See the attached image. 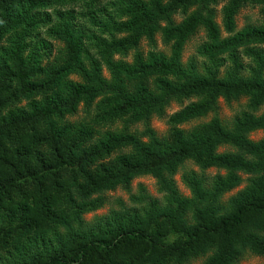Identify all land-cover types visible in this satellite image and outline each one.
I'll return each mask as SVG.
<instances>
[{
  "label": "trees",
  "instance_id": "1",
  "mask_svg": "<svg viewBox=\"0 0 264 264\" xmlns=\"http://www.w3.org/2000/svg\"><path fill=\"white\" fill-rule=\"evenodd\" d=\"M220 1L53 0L84 13L65 10L55 21L46 0H0V264L264 257V139H250L264 131V25L236 24L244 7L264 0H223L226 36L211 9ZM201 30L202 64L184 66L187 41ZM158 37L170 54L156 52ZM132 50L133 61H124ZM193 98L168 115L172 103ZM220 99H245L246 109L225 123ZM154 118L167 120L166 134L152 127ZM179 171L191 198L176 187ZM144 176L156 179L162 199L140 186L131 195L140 209L132 213L119 199L122 209L111 216L118 220L84 223V214L108 204V192L131 193Z\"/></svg>",
  "mask_w": 264,
  "mask_h": 264
},
{
  "label": "rangeland",
  "instance_id": "2",
  "mask_svg": "<svg viewBox=\"0 0 264 264\" xmlns=\"http://www.w3.org/2000/svg\"><path fill=\"white\" fill-rule=\"evenodd\" d=\"M47 1V11L49 13H51L53 19L56 20H60L61 16H64L63 12L66 10L68 15H78V13L84 14L83 11H81V9L77 8V7H71L70 4L64 3L62 5H59L55 2H52L53 0H46ZM228 1H220L218 4L212 5L211 9L214 10V14H215V21L218 23V25L222 28L224 35L226 36L225 30H224V24H223V9L225 8V6L227 5ZM177 22H181L182 21V17H177L176 18ZM84 23V21H82ZM49 23V22H48ZM46 22V25H50V23L48 24ZM86 25V23H84ZM236 24H237V31H241L243 28H246L249 25L252 26H256V27H260L264 25V4H256V5H248L246 7H244L236 16ZM90 29L93 32H96L97 28L96 26L91 23L90 24ZM127 36V33H121L117 36V38L119 40L124 39ZM57 42L56 45H59L61 48H65L66 45L64 42L60 41L59 39H56ZM206 41V35L204 30H201L199 32L198 35L190 38L189 41H187L186 47H185V51L183 53V57H182V62L184 64V66H189L191 65V62H195L199 67L200 64H202V59L200 58V56L198 55V48L199 46L202 45V43ZM142 46V49L144 51L145 55H148L151 48L150 46H148L147 41L143 40L142 43H140ZM157 44L158 47L156 49L157 51H162L165 52L167 54H170L171 51V44L169 45H165L162 43V40L160 39V37L157 38ZM262 48L264 49V46H262ZM134 50H132L129 55L124 58L123 60L126 62H132L133 61V54H134ZM117 60L120 59L121 57L119 55H116L115 57ZM245 63H248V61H246ZM88 67V66H87ZM200 71L201 69L198 68ZM224 73V69H221V76ZM104 74L106 77H109V74L106 70H104ZM244 75H246L244 73ZM71 80H75V81H80L83 82V79L79 76V75H70ZM196 98L190 99V100H184L182 103H177L174 102L172 103L171 107L168 110V115H172L176 112H179L180 110H182L183 108H185L186 106L190 105L191 103L195 102ZM219 105H220V110H219V117L225 122V123H230V121L240 112H242L243 110L246 109V100L243 99L240 102H234L230 105H228L225 100L220 99L219 100ZM83 105H81L80 107V111L82 110ZM81 115V114H80ZM80 115L71 118V122H75ZM212 114L208 115L207 117H204L200 120H196L193 121L191 123L188 124H184L181 126V128H185V129H189L195 125L204 123V122H208L212 119ZM152 127L161 135H164L167 133L168 131V125H167V120H159L154 118L152 121ZM123 126L122 124H117L114 126V129H118V130H122ZM140 129L142 130V127L140 126ZM250 139L255 141V142H259L260 140L264 139V131L263 130H258L254 133H252L250 135ZM221 151L226 150V148L220 149ZM189 167V169L194 170L196 173H201L200 169L193 165L192 163H188L187 165ZM223 173V172H222ZM183 171H179L178 173H176V175L173 177V180L176 184V187L179 191V193L184 196V197H188L191 198L192 197V192L188 187L187 182L185 181V179L183 178ZM208 179L212 178L213 176L216 175L215 171H212V173H206L205 174ZM49 182H44L41 184V186H48ZM141 187L146 188L147 190V194L149 196H151L152 198H157V199H162L163 198V194L159 192V187L157 185V181L156 179H154L151 176H144V177H140L137 178L135 180L132 181L131 184V193L124 191L123 189L121 190L120 188L115 190V191H110L106 194L107 198H108V204L105 205V207L99 209V210H95L89 213H86L83 215V220L84 223L88 226H90V224L92 225V223L94 224L97 220L99 219H105L104 222L106 221H114V220H118V218H111L112 213L119 211L118 209H122L121 207L118 206V200L121 199L124 201L126 207V210H130L133 212H135L134 210H138L141 207H139V205H136L132 200H131V195H138L141 191ZM245 187V184H243L241 187H239L238 189L234 190L233 192H231L230 194L226 195L224 199H228V197L235 195L238 191L242 190ZM94 198V197H93ZM119 207V208H118ZM114 216V215H113ZM205 259H200L195 261L192 264H204ZM242 264H264V257L262 256H253L251 255V257L247 258L245 261L242 262Z\"/></svg>",
  "mask_w": 264,
  "mask_h": 264
}]
</instances>
